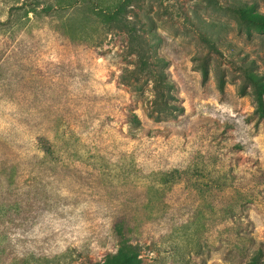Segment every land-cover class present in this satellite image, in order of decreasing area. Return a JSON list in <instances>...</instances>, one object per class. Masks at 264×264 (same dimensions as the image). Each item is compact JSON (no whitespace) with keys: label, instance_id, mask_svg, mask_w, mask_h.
<instances>
[{"label":"rangeland","instance_id":"1","mask_svg":"<svg viewBox=\"0 0 264 264\" xmlns=\"http://www.w3.org/2000/svg\"><path fill=\"white\" fill-rule=\"evenodd\" d=\"M37 1L0 0V264H103L121 238L134 264L264 262V213L234 183L264 163L245 78L264 80V33L237 23V0H139L125 31L81 0ZM61 17L86 18L85 37L41 38ZM208 130L231 147L206 146Z\"/></svg>","mask_w":264,"mask_h":264},{"label":"trees","instance_id":"2","mask_svg":"<svg viewBox=\"0 0 264 264\" xmlns=\"http://www.w3.org/2000/svg\"><path fill=\"white\" fill-rule=\"evenodd\" d=\"M37 1V0H35ZM49 1V0H46ZM45 1V2H46ZM80 0H53L51 4L47 6L48 9L55 8L56 10H63L72 8ZM86 4V9L94 16L95 20L102 22L105 27L108 29H115L119 31H125L128 28L127 22L125 21V10L127 7L133 5V3L138 2L139 0H81ZM41 1H37L36 5H39ZM229 11L231 15L237 20V23L244 28L247 32H250L251 29L256 30L257 32L264 33V13L258 11L254 4H248L245 1L237 0L236 3H232L229 6ZM28 12H33V10H28ZM88 16V17H87ZM86 18H91V15L87 14ZM62 18V17H61ZM77 20H71V18H66L60 20L59 22L55 21L51 23L50 21H45V24L42 26V32L40 31V37L44 36L50 41L64 42L65 38H68L67 34H75L77 38H84L86 33L88 22ZM89 21V20H88ZM67 33V34H66ZM17 33H14L8 36L4 42L5 45L17 40ZM10 38V39H8ZM130 51L134 53L139 52L140 41L134 33H130ZM31 60L34 55H26ZM43 56V54H40ZM32 58V59H31ZM41 57L37 58L40 59ZM158 58L163 59L158 56ZM41 61V60H40ZM43 63V67L40 64H37L34 67V72L36 75L44 76L45 80L51 79L50 76H46L50 63ZM143 65L146 64V61L141 58ZM48 64V65H46ZM32 66V65H31ZM46 66V68H45ZM206 69H204V73ZM152 72V71H150ZM33 75V74H32ZM246 80L251 84L255 99L257 101L258 109L263 114L264 111V80L261 76L253 71H247L245 73ZM172 83L166 80L164 77H158L157 83L155 84V89L161 91L163 88L171 90ZM161 96L163 92H160ZM103 102H106L108 105L112 104V99L105 97ZM166 104V103H165ZM135 119V117H134ZM206 134L205 144L206 146L213 147L215 149L230 148L229 144L222 142V136L217 132H211ZM44 149L46 151L51 150V143L47 139H44ZM57 160V159H56ZM55 160V161H56ZM234 183L237 188L241 189L244 196V201L251 203L255 206L260 212L264 213V163L262 166L258 167L253 164L244 166L239 175L234 177ZM119 236V235H118ZM120 237V236H119ZM137 254L131 248V245L124 240H118V249L115 253H109L105 256L103 264H134ZM258 264H264L260 262Z\"/></svg>","mask_w":264,"mask_h":264}]
</instances>
